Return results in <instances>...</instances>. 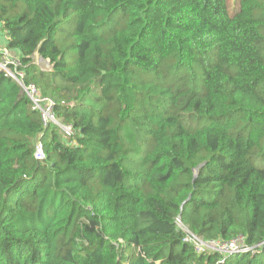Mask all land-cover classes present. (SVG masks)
Wrapping results in <instances>:
<instances>
[{
  "label": "trees",
  "instance_id": "1",
  "mask_svg": "<svg viewBox=\"0 0 264 264\" xmlns=\"http://www.w3.org/2000/svg\"><path fill=\"white\" fill-rule=\"evenodd\" d=\"M238 6L0 0L8 68L72 128L0 71V264H264V0Z\"/></svg>",
  "mask_w": 264,
  "mask_h": 264
},
{
  "label": "built area",
  "instance_id": "2",
  "mask_svg": "<svg viewBox=\"0 0 264 264\" xmlns=\"http://www.w3.org/2000/svg\"><path fill=\"white\" fill-rule=\"evenodd\" d=\"M0 53L3 54L2 64H0V68L6 72L9 76L12 77V72L8 68L10 64H16L17 65V60L15 56H10V53L4 48V46L0 43ZM20 76L23 78V75L20 74ZM16 81L19 83V85L22 87L24 92L27 94V96L30 98L32 104H33V109L37 110L41 113L42 115V120L45 126H48L49 124H56L59 125L64 129V131L68 134H72V128L71 127H63L59 121L56 119L54 107L55 103L49 99V98H44L40 95L38 88L35 85H30L29 87H26L23 85L21 80L15 75ZM35 158L37 160H45V152H44V147L41 144V142L38 143L36 147V153H35ZM192 238L194 241H196L197 244V249L198 251H203L205 247L210 248V249H215L216 251H219L221 254H240V253H248L251 251V248L246 247L243 244H240L239 241L240 239H235L232 240L231 242H227L224 244H205L201 240L195 238L192 235Z\"/></svg>",
  "mask_w": 264,
  "mask_h": 264
},
{
  "label": "rangeland",
  "instance_id": "3",
  "mask_svg": "<svg viewBox=\"0 0 264 264\" xmlns=\"http://www.w3.org/2000/svg\"><path fill=\"white\" fill-rule=\"evenodd\" d=\"M228 5H229L231 14H234V12H236L237 9L239 8L238 0H228ZM35 58H36L37 63L42 64L45 70L51 69V67L48 66V62H45V61L41 62L40 61L41 59L38 56H36ZM0 64H2V62H0Z\"/></svg>",
  "mask_w": 264,
  "mask_h": 264
},
{
  "label": "water",
  "instance_id": "4",
  "mask_svg": "<svg viewBox=\"0 0 264 264\" xmlns=\"http://www.w3.org/2000/svg\"><path fill=\"white\" fill-rule=\"evenodd\" d=\"M40 61L42 62L43 60L41 59ZM1 71H3V70L1 69ZM12 78L16 79V77H15V75L13 73H12Z\"/></svg>",
  "mask_w": 264,
  "mask_h": 264
}]
</instances>
